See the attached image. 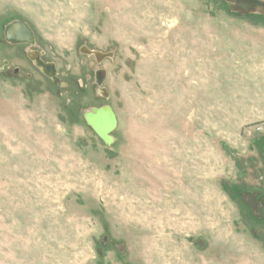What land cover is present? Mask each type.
I'll use <instances>...</instances> for the list:
<instances>
[{
  "label": "rangeland",
  "instance_id": "obj_1",
  "mask_svg": "<svg viewBox=\"0 0 264 264\" xmlns=\"http://www.w3.org/2000/svg\"><path fill=\"white\" fill-rule=\"evenodd\" d=\"M234 7L0 0V264H264V15Z\"/></svg>",
  "mask_w": 264,
  "mask_h": 264
},
{
  "label": "water",
  "instance_id": "obj_2",
  "mask_svg": "<svg viewBox=\"0 0 264 264\" xmlns=\"http://www.w3.org/2000/svg\"><path fill=\"white\" fill-rule=\"evenodd\" d=\"M235 4L234 9L241 13H258L261 15H264V0H230ZM20 28L25 29L26 32H29V27H27V24L25 22H20L19 20H14L6 24L5 26V37L8 38L9 32L12 33L14 30H19ZM31 31V29H30ZM88 53H92L97 58V61H100L101 59L105 57L111 56L112 53H102L100 51H91L89 49H86ZM37 63L39 65H42L44 67L50 66L54 68V63H46L43 64V62L39 59H36ZM54 71V70H53ZM52 72H49L50 75L53 74ZM100 73H104L103 70H101ZM105 90V88H102V90ZM89 123L94 127V129L97 131V133L105 137L112 129H114L116 125L115 115L113 111L111 110V107L108 105L102 106L100 108H96L93 110V113L91 112L88 116Z\"/></svg>",
  "mask_w": 264,
  "mask_h": 264
},
{
  "label": "flooded vegetation",
  "instance_id": "obj_3",
  "mask_svg": "<svg viewBox=\"0 0 264 264\" xmlns=\"http://www.w3.org/2000/svg\"><path fill=\"white\" fill-rule=\"evenodd\" d=\"M14 20H19L20 22H25V21H23L22 19H18V18H15V19H12V20H10V21H8L7 23H9V22H11V21H14ZM26 24H27V27H29L30 28V26H29V24L27 23V22H25ZM31 29V28H30ZM30 29H29V32H26V30L25 29H22V28H20L19 30H14L12 33H10L9 32V37L8 38H6L5 37V28L3 29V35H4V40L5 41H7V43H11V45H18V46H21V45H23V47H24V49H23V51H24V54H25V56L28 58V59H30V60H32L33 61V63L39 68V69H41V71L43 72H45V71H47L48 73L49 72H52L53 70V74H54V72H55V63L54 62H48V61H45L44 59H43V57H42V55L44 54V52H43V50H39V49H37V45H36V41H35V37H34V34H33V31H32V29H31V31H30ZM85 48V52L86 53H88L87 51H86V49H88L87 47H84ZM89 50H91V51H93L92 49H89ZM95 51H97V50H95ZM101 52V51H100ZM102 53H105V52H102ZM89 55H93L94 56V58H95V60H96V62L99 64L102 60H104L105 58H108V57H105V58H103V59H101L100 61H97V58L95 57V55L94 54H92V53H88ZM110 57V56H109ZM36 59H39V60H41L42 62H43V64H46V63H54V68L53 67H50V66H46V67H44V66H42V65H39L38 63H37V61H36ZM4 68H7L8 70H10V66H9V61L8 60H4ZM101 70H103L104 71V73L102 74V73H100L101 72ZM15 72H17V69H15L14 70V73ZM105 70L104 69H102V68H97V69H95V71L93 72V74H94V78H95V83H96V85H98L99 86V91L100 92H102V95H105L106 94V89L104 90H102V88H104V87H100V86H102V82H103V80H104V77H105ZM52 74V75H53ZM106 105V104H105ZM105 105H100L99 107H93V108H91L90 110H88V112L87 113H85L84 114V118H85V121L88 123V125H90L93 129H94V127L89 123V121H88V118H87V116L92 112L93 113V110L94 109H96V108H100V107H102V106H105ZM109 106V105H108ZM112 110V109H111ZM114 113V112H113ZM115 115V114H114ZM115 120H116V117H115ZM95 130V129H94ZM96 131V130H95ZM97 132V131H96ZM105 137H107V135L105 136Z\"/></svg>",
  "mask_w": 264,
  "mask_h": 264
}]
</instances>
